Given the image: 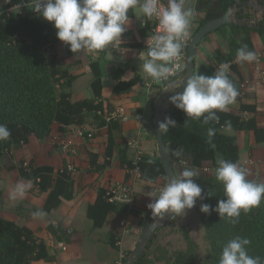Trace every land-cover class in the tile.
<instances>
[{
    "label": "trees",
    "instance_id": "1",
    "mask_svg": "<svg viewBox=\"0 0 264 264\" xmlns=\"http://www.w3.org/2000/svg\"><path fill=\"white\" fill-rule=\"evenodd\" d=\"M251 2L256 3V7ZM229 6L235 8V21L217 30L225 38L226 47L213 51L199 68V73L214 75L223 65L238 90L236 100L241 101L245 95L242 88L244 79L237 63V50L247 45L249 50L256 53L252 32L264 37V11L261 19L255 21L257 13L264 9V0H198L196 9L200 15L196 19L195 27L197 30L208 20L220 17ZM5 8L6 6L0 10ZM154 24L153 19L147 18L140 32L144 34ZM58 41L54 22L47 21L40 14L28 10L25 14L14 12L0 15V124H6L11 131L9 139L0 141V170H17L20 178L33 180L40 191H48L44 206L47 212L57 208L62 197L73 199L74 177L68 168L56 170L52 165L37 164L32 158H21L6 166L4 155L13 146L28 144L33 135L38 138L49 137L55 124L59 131L72 125L82 127L88 116L93 114L99 120L98 127L108 126V135L104 139L105 148L102 152L89 148L91 171H104L117 155L120 166L127 169L126 184L129 187L132 186L136 169L139 177L145 181L167 179L159 156L143 155L135 161L129 158L126 149H118L113 131L120 127V120L112 117L115 109L104 100L103 72L98 57L89 62L93 73L90 81L93 96L84 99L72 97L71 88L76 75L71 67H78V62L65 65L56 49ZM144 46L147 47V44ZM125 69L124 65H117L111 74L117 80L113 94L128 92L141 82L139 75L123 80ZM216 111L219 120L204 123L203 117L189 118L175 105L169 109L166 117L170 116L177 125L170 127L163 137L173 165L184 158H188L190 165L195 168H203L208 164L217 168L221 159L239 163L238 137L225 133V127L253 132L256 143L264 145V126L256 116V105L241 102L239 112L227 109ZM245 111L253 115L243 116L242 112ZM210 128L214 130L211 137L208 135ZM89 134L90 132H83L86 140L89 139ZM176 151L180 152L179 156L175 155ZM101 155L105 158L103 163L99 162ZM193 179L203 189L202 198H198L196 203L206 228L208 251L204 257L201 256L198 244L187 236V250L170 253L167 247H161L160 260L164 264H219L226 243L241 236L251 240V244L247 246L249 255L259 256L264 262V199L249 212L241 211L239 222L233 224L227 218H221L214 210L210 214L201 211L202 204H209L214 209L219 200L226 199L223 185L217 181L216 175ZM111 187L110 184L101 185L95 202L89 204L87 216L92 220L94 228L102 227L112 210L121 215L134 211L129 203L111 199L113 194H108ZM177 218L178 216L173 217ZM117 240L115 235L109 236L112 245ZM153 244L154 237L147 249L152 248ZM38 260L56 261L55 250L37 237L29 227L0 216V264H31ZM152 262L150 252L145 251L136 264Z\"/></svg>",
    "mask_w": 264,
    "mask_h": 264
},
{
    "label": "crops",
    "instance_id": "2",
    "mask_svg": "<svg viewBox=\"0 0 264 264\" xmlns=\"http://www.w3.org/2000/svg\"><path fill=\"white\" fill-rule=\"evenodd\" d=\"M197 1L185 0V6L196 10ZM163 2L166 3L167 0ZM258 15L261 16L260 13ZM146 20L147 17L142 15L139 6L130 9L127 31L122 36L119 49L109 46L102 53L95 54L103 72L104 100L114 107V112L122 109L125 114L124 119H119L120 127L113 131L116 144L118 149H126L129 158L135 161L143 155L159 156L153 118L158 101L161 98L167 101L170 97L166 95L168 85H164L168 81H154L140 68L142 62L138 58L139 53L147 49L144 45L152 34V27L144 34L140 32ZM252 39L257 59L252 62L237 60L244 79L242 88L245 95L241 101L235 100L227 110L239 112L241 102L254 104L257 107L256 116L264 126V37L261 38L253 31ZM225 47V38L217 30L209 33L197 47L196 74H199V68L213 51ZM56 49L65 65L78 62V67H71L76 75L71 88L72 97L84 99L93 96L90 87L93 73L89 65L90 60L94 59L93 55L83 51L75 54L61 40L56 44ZM117 65H124L126 68L122 74L123 80H130L135 75L141 77V82L123 94H113L117 80L111 74ZM242 115L248 117L253 113L245 111ZM98 123L99 120L90 114L82 127L72 125L59 131L55 124L49 137L38 138L33 135L29 143L24 145L28 151L21 153V158H32L37 164L52 165L56 170L72 168L73 199L62 197L59 206L50 212L44 209L48 191H40L33 180L20 178L17 170H0V216L29 227L56 252V261L38 260L31 264H106L128 256V252L135 248L148 216L152 214L147 206L153 202L154 197L148 196V192L153 188L159 190L167 183L164 178H157L153 182L145 181L134 171L135 177L130 187L131 201L127 202L133 208V213L121 215L112 210L103 226L94 228L87 211L89 204L95 202L99 187L109 184L117 188L128 187L127 169L120 166L117 155L104 171L90 170L89 148L102 152L105 148L104 139L108 135V126L98 127ZM223 131L237 135L240 150L238 164L247 170L248 178L264 183V145L256 143L253 132L236 131L227 127ZM83 132H90L93 136L86 140ZM104 161L105 158L101 155L99 162ZM21 183L28 187L23 195L17 194L13 198L17 185ZM110 235H115L118 239L115 245L109 242Z\"/></svg>",
    "mask_w": 264,
    "mask_h": 264
},
{
    "label": "clouds",
    "instance_id": "3",
    "mask_svg": "<svg viewBox=\"0 0 264 264\" xmlns=\"http://www.w3.org/2000/svg\"><path fill=\"white\" fill-rule=\"evenodd\" d=\"M8 2V0H6ZM139 6L140 12L149 20L155 18L156 27L147 39V49L139 53L140 68L154 81H168L183 71L180 62L184 41L195 10L185 6V0H34L32 9L49 22H54L57 38L69 46L73 53L88 52L93 55L111 46L119 49L122 36L127 31L129 10ZM257 59L255 52L247 45L237 50L238 61L252 62ZM173 84L175 82H172ZM182 91H173L170 102L183 110L189 118L203 117L204 123L219 120L217 111H225L238 96V90L221 65L214 75L192 74L182 84ZM180 88V89H181ZM176 121L170 116L159 123V132L166 133L175 127ZM209 137L214 130H208ZM11 131L6 124H0V141L9 139ZM179 156L180 152L176 151ZM216 179L223 185L224 197L213 209L202 204L201 211H216L221 218L231 223L239 222L241 211L249 212L258 207L264 199V183L249 180L247 170L238 163L221 159L218 161ZM198 173L185 168L180 175H173L159 190L153 188L148 196L154 197L148 204L154 220H162L167 214L184 216L192 209L203 189L193 179ZM28 186L18 184L13 198L23 195ZM251 240L236 236L222 249L219 264H264L259 256H251L247 246Z\"/></svg>",
    "mask_w": 264,
    "mask_h": 264
},
{
    "label": "water",
    "instance_id": "4",
    "mask_svg": "<svg viewBox=\"0 0 264 264\" xmlns=\"http://www.w3.org/2000/svg\"><path fill=\"white\" fill-rule=\"evenodd\" d=\"M253 6L256 7V3L251 2ZM264 9H260L258 13L262 14ZM234 13L235 8L232 6H229L227 10L218 18L208 20L206 23L202 24L193 34L188 47H187V60H186V71L182 78V80L176 81L174 84H169L166 95H173L172 91L169 89L170 87L172 90H180L183 82L192 74H196L195 72V57H196V51L197 47L200 45V43L204 40V38L211 32H214L221 28L222 26L229 25L234 19ZM259 20L257 18V15L255 17V21ZM181 88V89H180ZM174 105L170 102V100L163 101V98H161L158 101V104L155 108V114L153 118V125H154V132L157 138V144H158V155L160 157V160L163 164V167L166 171V177L167 182L169 179L176 175L174 165L172 163V160L169 156V152L166 146V143L164 141L163 134L159 132V123L165 120L166 113L169 111L171 107ZM172 216V214H167L164 219L157 221L154 220L152 217V214L148 216L147 221L145 222L142 232L140 234L139 240L135 246V248L130 252L128 257L125 258L122 264H136V261L141 258L147 247L149 246L151 239L154 237L157 230L161 229L166 221Z\"/></svg>",
    "mask_w": 264,
    "mask_h": 264
},
{
    "label": "rangeland",
    "instance_id": "5",
    "mask_svg": "<svg viewBox=\"0 0 264 264\" xmlns=\"http://www.w3.org/2000/svg\"><path fill=\"white\" fill-rule=\"evenodd\" d=\"M14 1L16 0H8V2H6V0H0V8H4V6L9 7ZM257 18L261 19V16L258 15ZM27 151L28 149L27 147H24V145L13 146L12 149L4 155L5 165L7 166L14 162H18L21 159V153H26ZM185 168H190L198 173V176L194 178L216 175L215 173L217 169H214L210 164L203 168L192 167L190 161L186 158L174 164L177 176L180 175ZM206 235V228L203 225L200 211L196 203L192 209L186 210L184 216H178L177 219H173L171 216L166 221L165 225L157 230L154 235V244L152 245V248L146 249V251L150 252L151 259L153 260L152 264H164V261L160 260V258H162L161 247H167L168 250H170V253H173L176 250H187V236H189L191 240L198 244L200 254L204 257L208 251Z\"/></svg>",
    "mask_w": 264,
    "mask_h": 264
},
{
    "label": "built area",
    "instance_id": "6",
    "mask_svg": "<svg viewBox=\"0 0 264 264\" xmlns=\"http://www.w3.org/2000/svg\"><path fill=\"white\" fill-rule=\"evenodd\" d=\"M165 3V2H164ZM32 7H34V0H16L12 3V5H10L9 7H6L3 10H0V15L6 13V14H11L14 12L17 13H21V14H25L28 10H31L33 13L38 14L37 12H35ZM195 18L192 21V24L190 26V30H189V37L184 41V47L182 50V56H181V60L180 62L184 65L183 71L179 72L177 75L170 77V79L168 80V82H170L169 84H172V82H176L178 80H182L185 71H186V60H187V47L188 44L194 34V32L196 31V27H195V22L196 19L199 17L200 12L196 9L195 10ZM154 20V25L152 26V32L154 31L157 21L155 20V18H153ZM174 91H178L177 89ZM113 118H117V119H124L125 118V114L123 112V110L121 109L118 112H114L112 114ZM90 136L92 135L91 133L89 134ZM139 159V157L137 158V160ZM72 168H70L69 170H71ZM138 169L135 170V172L137 173ZM138 174V173H137ZM139 176V175H138ZM112 193V198L111 199H116V200H120V201H124V202H130L131 201V192H130V187H111L110 191L108 192V194ZM125 257H121L120 259L110 262L108 264H122L124 261Z\"/></svg>",
    "mask_w": 264,
    "mask_h": 264
},
{
    "label": "flooded vegetation",
    "instance_id": "7",
    "mask_svg": "<svg viewBox=\"0 0 264 264\" xmlns=\"http://www.w3.org/2000/svg\"><path fill=\"white\" fill-rule=\"evenodd\" d=\"M157 221H159V219L157 218Z\"/></svg>",
    "mask_w": 264,
    "mask_h": 264
},
{
    "label": "bare ground",
    "instance_id": "8",
    "mask_svg": "<svg viewBox=\"0 0 264 264\" xmlns=\"http://www.w3.org/2000/svg\"><path fill=\"white\" fill-rule=\"evenodd\" d=\"M133 213V212H132Z\"/></svg>",
    "mask_w": 264,
    "mask_h": 264
}]
</instances>
